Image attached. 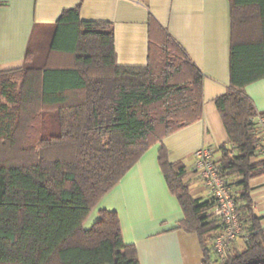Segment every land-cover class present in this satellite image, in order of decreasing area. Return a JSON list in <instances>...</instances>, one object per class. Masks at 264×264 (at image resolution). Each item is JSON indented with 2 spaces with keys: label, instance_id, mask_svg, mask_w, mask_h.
<instances>
[{
  "label": "trees",
  "instance_id": "obj_1",
  "mask_svg": "<svg viewBox=\"0 0 264 264\" xmlns=\"http://www.w3.org/2000/svg\"><path fill=\"white\" fill-rule=\"evenodd\" d=\"M230 25V82L215 99L230 146L217 163L237 202L241 249L217 258L213 198L191 195L183 164L163 147L158 159L184 214L179 227L199 237L201 264H264L249 185L264 172V158L254 161L264 112L244 92L264 78V0H230ZM35 39L21 68L0 72V264H139L116 212L85 224L146 150L201 119L203 75L165 32L145 66H119L112 25L81 20L79 6L60 14L42 64Z\"/></svg>",
  "mask_w": 264,
  "mask_h": 264
},
{
  "label": "crops",
  "instance_id": "obj_2",
  "mask_svg": "<svg viewBox=\"0 0 264 264\" xmlns=\"http://www.w3.org/2000/svg\"><path fill=\"white\" fill-rule=\"evenodd\" d=\"M76 6L81 20L112 25L119 66H145L150 42H157L160 32H165L203 75L201 119L146 150L99 201L85 225L99 218V210L114 211L123 240L136 248L139 264H201L199 237L179 227L184 214L169 191L158 158L163 147L170 162L183 164L191 195L202 201L212 198L194 169V153L201 147L217 151L230 146L215 104L230 82V0H0V72L24 65L34 36L37 51L46 39L45 54L38 62L42 64L55 22L65 9ZM244 92L256 110L264 112V78L245 86ZM263 158L260 148L254 161ZM249 185L253 211L264 228V172ZM242 247L238 238L231 249Z\"/></svg>",
  "mask_w": 264,
  "mask_h": 264
},
{
  "label": "built area",
  "instance_id": "obj_3",
  "mask_svg": "<svg viewBox=\"0 0 264 264\" xmlns=\"http://www.w3.org/2000/svg\"><path fill=\"white\" fill-rule=\"evenodd\" d=\"M256 121L261 131V142L264 144V119L257 117ZM216 153L218 152L209 147L196 150L194 169L214 200V206L208 214L219 221L221 228L213 241V248L217 258L224 260L233 242L243 234V227L236 199L226 179L219 174L217 163L219 156H216Z\"/></svg>",
  "mask_w": 264,
  "mask_h": 264
},
{
  "label": "rangeland",
  "instance_id": "obj_4",
  "mask_svg": "<svg viewBox=\"0 0 264 264\" xmlns=\"http://www.w3.org/2000/svg\"><path fill=\"white\" fill-rule=\"evenodd\" d=\"M45 49H46V39H43V42H42V44H41V46H40V48L36 54V62H39L40 60H42V58L45 54ZM50 114L53 115L52 117H53V120L55 121L56 111H52ZM54 125L56 126V129L54 130V134L57 135L59 133V131H58L56 121L54 122Z\"/></svg>",
  "mask_w": 264,
  "mask_h": 264
}]
</instances>
